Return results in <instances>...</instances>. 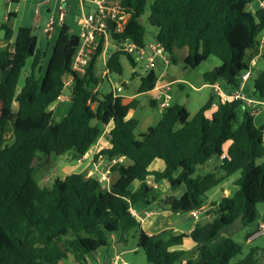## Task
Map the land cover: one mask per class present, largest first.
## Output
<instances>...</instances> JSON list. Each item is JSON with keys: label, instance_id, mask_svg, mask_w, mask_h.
Returning a JSON list of instances; mask_svg holds the SVG:
<instances>
[{"label": "trees", "instance_id": "obj_1", "mask_svg": "<svg viewBox=\"0 0 264 264\" xmlns=\"http://www.w3.org/2000/svg\"><path fill=\"white\" fill-rule=\"evenodd\" d=\"M118 1L131 19L121 34L113 30L112 38L144 46L147 32L139 20L147 0ZM255 1L155 0L149 7L148 21L157 29L155 41L172 63L177 62L175 51L185 47L186 68L197 69L214 57L220 65L203 75L205 84L223 83L236 89L251 61L261 54L264 8L250 9ZM15 16L9 13L7 23L0 26L6 43L0 46V264H63L70 257L76 264H88L90 256L109 246V239L115 236L118 243H126L134 229H139V248L151 264H230L241 255L242 247L231 238L208 245L238 218L245 227L256 223L258 206L264 204V126L257 127L248 111L242 119L238 117L236 112L244 103L219 102L213 109L215 98L211 97L194 117L185 106L173 104L156 126L138 136L139 121L128 119L129 112L136 109L135 102L124 104L123 98H114L112 92L98 97L101 80L96 75V62L103 44L87 72L78 74L72 67L80 38L70 35L71 28L64 24L39 81L36 73L41 70L43 53L38 49V38L33 28H20L15 35L8 25ZM123 56L136 68L130 55L115 51L106 64L109 73L122 75ZM28 59H33L31 73L19 91ZM66 77L72 79V105L62 120L54 121L51 107L62 97ZM158 78L156 70L142 77L138 92L153 91ZM253 90L257 99L264 100V69L255 78ZM152 104L156 108L157 102ZM110 124V147L94 158L110 162L124 158L130 164L116 162L111 167L119 179L109 190L97 178L80 173L57 178L52 188L37 183L38 153L48 157L72 152L80 159ZM215 156L221 161L219 171L193 178L196 168ZM157 159L164 162L165 169L150 171ZM238 173L234 191L211 203L209 222L190 233L152 238L130 212L140 204L149 207L157 201L147 183L149 177L155 183L167 182L173 190L186 186L185 196L159 201L162 208L176 214L202 209L208 193ZM135 182L141 184L133 191ZM254 234L256 231L246 234V240ZM187 238L200 246L197 263L185 251L171 250ZM257 252L252 249L236 264H256Z\"/></svg>", "mask_w": 264, "mask_h": 264}, {"label": "rangeland", "instance_id": "obj_2", "mask_svg": "<svg viewBox=\"0 0 264 264\" xmlns=\"http://www.w3.org/2000/svg\"><path fill=\"white\" fill-rule=\"evenodd\" d=\"M42 0H26L22 1L19 4L10 3L8 0H0V26L1 24L7 23L6 17L8 12L12 11L17 14L16 18H13L9 24V26L13 29L15 35L17 34L20 28H32L34 25V8L40 3ZM55 1V0H54ZM111 2H115L117 0H110ZM151 0H148L146 3V9L144 15L140 18L139 22L145 27L147 35L145 42L153 43L155 38V34L157 33V29L152 27L149 24L148 18L150 16L149 7L151 4ZM54 4V2H53ZM55 5V4H54ZM72 5V1H71ZM264 2L256 0L250 9L254 11L258 8H263ZM53 6V5H52ZM74 8V7H73ZM72 12H74L72 10ZM44 13V9H43ZM67 24L71 28L70 35L78 36L80 34V29L77 25V22L74 19H67ZM43 26L39 28H34V35L38 38V49L43 53V58L41 62V70L36 73V77L39 81H41L44 77L45 70L50 63L53 56V49L57 43L58 36L61 30V27L58 25L55 28V34L50 40H47L42 33ZM111 38V37H110ZM4 40V31L0 29V42ZM264 40V34L261 35L260 41ZM116 43L109 39L107 45L105 46V50L103 49V53L98 59L96 74L99 71L100 67L103 66L105 60L111 57L113 51L115 50ZM118 50V49H117ZM260 55L256 57V61L258 63L259 70L264 69V43L261 46ZM64 49L61 51L59 60L63 58ZM188 55V48L185 47L183 49L177 50L175 57L177 62L174 64L170 61L169 65H164L162 62L158 64V68L156 72L159 76L165 75L166 79L170 81L179 80L177 83L173 84L171 87V94L173 97V104L183 105L187 108L191 117H194L201 107L207 102L211 97H214L217 102L219 99L214 96L212 89L209 87L203 88L201 91H198V88L202 87L205 82L203 79L204 73L213 70L215 67L220 65V61L214 57L210 58L208 61L203 63L197 69L186 68L185 66V58ZM33 59H28L26 61V65L22 71L20 76L18 90L20 91L25 82V78L31 73ZM121 64L123 68L122 75H118L115 73H110L108 78H103L99 82V86L96 91L99 93V98L102 99L104 95H107L112 92V87L116 84H119L123 87V93L129 95L131 92L140 84V76L147 75L141 64H138L136 68H134L126 56L121 58ZM103 71L106 70V66L103 67ZM136 73V75H134ZM139 75V76H138ZM256 76L253 75L252 78L246 84V88L243 87V92L246 94L248 98L256 99L254 95V80ZM124 86L127 88L125 89ZM71 93H72V85L66 88L63 92L62 96L68 98V103L71 105ZM62 99V98H61ZM145 100V98H142ZM63 105V102L58 100L52 107L51 110L54 114V121H59V107ZM96 107V104L93 105ZM248 107L246 105L241 106L237 110V115L240 119H242L245 111H248ZM250 111V110H249ZM133 119L139 121V127L136 130V135H140L142 133H146L149 128L156 126L161 119L160 111L156 108L149 106L148 104L137 108L134 114H131ZM254 123L257 127H262L264 125V110L260 112L257 116L254 117ZM78 158L75 157L74 153L70 152L63 156H56L51 154L50 156H45L43 153H38L36 161H35V172L34 179L37 183L43 188H52L55 180L57 178H64L73 173H82V170L86 168V163L79 164ZM263 160L259 161L258 164L262 163ZM221 161L217 156L213 157L206 165L198 166L193 175V178H197L199 176H204L208 173H216L219 170V165ZM107 159L104 163L103 172L106 174L107 171H110V174H107V177L111 175V165ZM98 179L102 176H96ZM119 177L117 173L115 175V179ZM240 177V174H236L229 179V184L226 186V189L229 193L233 192L235 187L233 185L234 181ZM232 182V183H230ZM223 184L218 187L212 189L208 193V197L211 200L218 201L219 198L223 197ZM180 188V187H179ZM177 194H180L182 190ZM177 190H171L172 194ZM209 208V207H208ZM208 211V210H207ZM258 211L260 214L259 220L251 226L245 227L243 224L235 223L231 231H233L232 235L229 237L233 239L237 244L242 247V254L239 255L236 259L232 260L230 264H236L238 261L244 259L252 249H258V252L255 256L256 264H264V233L258 236V238L253 242H248L246 240V234L255 231H263L264 225V204L258 206ZM181 221H185V225L182 226V230H186L188 227L192 225V222L186 220L183 216L179 218ZM178 219V220H179ZM175 221V220H174ZM192 221V220H191ZM194 221V220H193ZM204 220L198 219L197 225L202 226L204 224ZM142 229V228H141ZM143 230V229H142ZM228 232V231H227ZM127 242H120L118 245L114 246L112 239H109V246L106 249H103L102 254L94 255L89 257L88 264H112V261L109 260L115 254L119 255L118 263L120 264H151L148 262L145 252L139 248V229L132 230L126 238ZM116 241L117 238H116ZM120 249H117V248ZM63 264H76L73 259L70 257Z\"/></svg>", "mask_w": 264, "mask_h": 264}, {"label": "built area", "instance_id": "obj_3", "mask_svg": "<svg viewBox=\"0 0 264 264\" xmlns=\"http://www.w3.org/2000/svg\"><path fill=\"white\" fill-rule=\"evenodd\" d=\"M78 2L81 8L80 15L77 17V25L80 29V34L78 35L80 38V45L73 60V71L84 75L100 45L103 44V47L105 48L109 39L116 43L117 51H122L130 55L136 65L141 64L147 75L152 71L157 70L160 62L166 66L170 64L169 57L165 53L163 46L155 40L153 43H146L144 46H139L129 39L115 41L112 38L113 30L116 34H121L131 19V15L126 13L118 0L115 2H111L110 0H78ZM90 4L95 5V8L93 9L92 7H89ZM52 5H54V7L51 10ZM45 7L48 9L50 8V10L47 18L44 20L42 33L47 40H50L55 34V28L58 25L62 27L65 24L68 0H42L35 10V15L38 20L41 19L42 11ZM259 72L258 63L256 59H253L249 70L240 78L239 88H229L223 83H215L210 85V87L214 96L219 99V102L227 103L230 101H242L244 105L250 109V115L255 117L264 110V100L248 98L243 92V87L253 75L257 77ZM64 84L65 89L68 88L72 84V79L66 77L64 79ZM172 85V83L162 82L161 76H159L154 86L153 99L157 102L158 108L161 112L171 108L173 105V97L171 94ZM122 91L123 87L116 84L112 87L113 97H120L119 94ZM123 159L124 158H121V161H123ZM113 162L116 163L118 160H114ZM105 180L106 179H103L99 183L102 185ZM102 187L108 189L103 185ZM130 212L132 215L136 216L135 209L132 208ZM190 215L193 218H196L198 212L192 211L190 212ZM262 227L263 231L260 232V235L264 233V225ZM113 264L120 263H118L117 259Z\"/></svg>", "mask_w": 264, "mask_h": 264}, {"label": "crops", "instance_id": "obj_4", "mask_svg": "<svg viewBox=\"0 0 264 264\" xmlns=\"http://www.w3.org/2000/svg\"><path fill=\"white\" fill-rule=\"evenodd\" d=\"M8 1L10 3H13L10 0H8ZM22 1L23 0H19L18 4L20 2H22ZM24 1H26V0H24ZM71 1H72V5H71ZM151 1H152L151 2V4H152L155 0H151ZM38 5H39V3L34 8V25L32 27L33 29L37 28L38 26H39V28L43 26L44 20L47 18L48 12L50 10V8L48 9L47 7H45L44 8V13L42 11L41 19L38 20L36 15H35V10L38 7ZM53 7H54V5L51 6V10L53 9ZM89 7H92L94 9L95 5L90 4ZM72 10L74 12H72ZM80 12H81V8H80V4H79L78 0H68L66 21H67V19L72 18V19H74L75 22H77V17L80 15ZM9 13H15V12H12V11L10 12L9 11L8 14ZM15 15L17 16L16 13H15ZM16 16L14 18H16ZM6 21H7V17H6ZM39 21H41V22H39ZM66 21H65V25H68ZM263 43H264V40H261L260 41V44H261L260 45V50H261V46H262ZM5 45H6V43L4 41L0 42V46L3 47ZM104 50H105V48H104ZM115 51H117V47L116 46H115V50L113 51V53ZM176 52H177V50L175 51V54H176ZM98 59H97V62H98ZM108 60H109L108 58L105 60L103 66L100 67L99 71L96 74L97 77L100 80L103 79V78H108V76L110 74L107 69H106L107 71H103V67L106 66ZM97 62H96V70H97V64H98ZM146 76L147 75L140 76V84L131 92V94L126 95V96H125V94H119V96L123 98V103L124 104H129V103L135 102L136 109L137 108H141V107H143V106H145L147 104L152 107V105H153L152 102H154V99H153L154 93H153V91H151L149 93H144V94H140L138 92V90H139V88L141 86V78L142 77H146ZM161 81L164 82V83L175 84L179 80L170 81L169 79H166L165 75H161ZM206 86L211 88L209 84H204L202 87L198 88V91H201ZM124 88L126 89L127 87L124 86ZM245 88H246V85L244 86V89ZM121 93H123V91ZM61 98L59 100L63 102V105H61L59 107V111H58V114H57V115H59V119L60 120H62L68 114V112H69V110L71 108V105H72V103H71V105L70 104L69 105L66 104V103L69 102L67 97L62 96ZM142 98H145V100H142ZM218 104H219V102H217L216 99H215L214 105H213V109H215L218 106ZM136 109L129 112L128 119L132 118L131 114H134ZM156 109L159 110L158 104H156ZM249 110L250 109H248V112H249ZM162 113L163 112L160 111L161 117H162ZM211 113H212V111H211ZM111 127H112V124H110L108 127H106L104 129V131H103V136L98 141V143L95 146H93L90 149V151L84 157H82V158H80L78 160L79 164L86 163V168H84L82 170V173H80V174L86 175L88 177H90V176L91 177H95V178H97L96 176H102L99 179L98 178L97 179H98L99 182L102 181L103 179H106L103 182L102 185L105 186L108 189H110L112 184L117 182L119 177L117 178V180L114 178L115 175L117 174L116 172H112L111 175L107 177V174H110V171H107L106 174L103 172V168H104L103 166H104V163H105L106 159L105 158H100V159H98L96 161L94 157L101 150L107 149V148L110 147V143H109V140L107 139V135H108ZM119 159H115V160H118V162L124 163L126 165L130 164V162L127 161L126 159H123V161H121V158H119ZM113 161L111 162L112 164L110 165V167H112L115 164ZM149 169H150V171H163L165 169V164H164V162L162 160L157 159V160H155L152 163V165L150 166ZM147 183L152 188V190H153L152 194L156 197L157 201L153 205H151L149 207H147L145 205H142V204L138 205L135 208V212H136V216L135 217L140 222L141 228L143 229V231L146 232L150 237L157 238V239L167 238L170 233H174V234L190 233L196 226H198L197 225V220L198 219H202L203 218V220L205 222H204V224L202 226L206 225L209 222V219H210V216L207 214V210H209L211 203H218L223 197H227V196H229L231 194V192L229 193V191L226 189V186L229 184V180H228L225 183H223V187H222L223 197L219 198L218 201L211 200L210 197H208V201L205 204V206L202 209H200V210H196L198 212V216L196 218H193L190 215V212L189 213H187V212H178V213L174 214L170 210L162 208L161 204H159V201H161V200L163 201L167 197L173 196V197H176V198H180V197L185 196L187 194L186 186L183 185V186H181L179 188V191L182 190V192L180 194H177L178 189H177V191H175V193L172 194V192H171L172 188L165 181H161L159 183H155L154 182V178L153 177H149L148 180H147ZM230 183H232V182H230ZM140 184H141L140 182H135L132 185L131 189L133 191H136L140 187ZM183 216L186 218L187 221L192 222V225L190 227H188L186 230H182V226L185 225V221H181L179 219V218H181ZM235 223H238V224H241V225L243 224L241 218L236 219L235 222L231 226L226 227L223 230H221L219 232V234L216 236V238L208 246H212V245L218 244L223 238H229L232 235V233H233V231H231V228H232V226ZM250 233H253V232H250ZM258 236H260V231L259 230L256 231V234H254L247 241L248 242H253V241H255L258 238ZM111 239L113 241V245L114 246L118 245V241H116V237L115 236H113ZM199 247H200L199 245L193 243L189 238H187V239H184L182 245L172 247L171 250L172 251H181V250L185 251L187 253V255H188L187 257L189 259H191L194 263H197L199 261V259H200ZM117 249H120V248L118 247ZM95 254L99 255V254H102V252H97ZM118 258H119V255L115 254L109 260H111L112 264H113L114 261H116ZM125 264H128V263L125 262ZM183 264H186V262H184Z\"/></svg>", "mask_w": 264, "mask_h": 264}]
</instances>
